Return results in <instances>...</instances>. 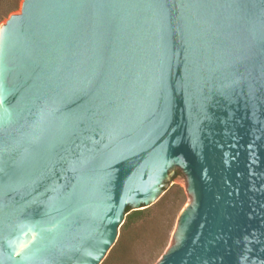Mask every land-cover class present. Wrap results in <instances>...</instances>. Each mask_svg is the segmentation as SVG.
Instances as JSON below:
<instances>
[{
    "label": "water",
    "instance_id": "95a60500",
    "mask_svg": "<svg viewBox=\"0 0 264 264\" xmlns=\"http://www.w3.org/2000/svg\"><path fill=\"white\" fill-rule=\"evenodd\" d=\"M184 182L157 264H264V0H21L0 36V264H101Z\"/></svg>",
    "mask_w": 264,
    "mask_h": 264
},
{
    "label": "trees",
    "instance_id": "16d2710c",
    "mask_svg": "<svg viewBox=\"0 0 264 264\" xmlns=\"http://www.w3.org/2000/svg\"><path fill=\"white\" fill-rule=\"evenodd\" d=\"M20 4L21 0H0V23L17 12ZM172 182L150 207L127 209L118 239L101 264H152L162 255L186 199L184 189Z\"/></svg>",
    "mask_w": 264,
    "mask_h": 264
},
{
    "label": "rangeland",
    "instance_id": "374dc122",
    "mask_svg": "<svg viewBox=\"0 0 264 264\" xmlns=\"http://www.w3.org/2000/svg\"><path fill=\"white\" fill-rule=\"evenodd\" d=\"M19 9L17 10V12L19 11ZM17 12H15V13H17ZM5 20H3L0 23V27L2 26V24L4 23ZM173 184H176V185H179L180 187H182L184 189L185 194H186L185 203H184V205H183V207H182L180 212L190 210L194 206V196H193L192 193L186 192L187 184L184 183V182H174ZM181 236H182V233H181V231L179 229V225H178V222H177V219H176L174 227H173V230H172L170 238H169V242H168L167 247L165 248V250L168 251V250H171V249L175 248L178 245ZM165 250H164V252H165ZM160 257H161V255L159 257L157 256L152 264H157V261L159 260Z\"/></svg>",
    "mask_w": 264,
    "mask_h": 264
},
{
    "label": "bare ground",
    "instance_id": "6f19581e",
    "mask_svg": "<svg viewBox=\"0 0 264 264\" xmlns=\"http://www.w3.org/2000/svg\"><path fill=\"white\" fill-rule=\"evenodd\" d=\"M1 32H2V26L0 27V36H1Z\"/></svg>",
    "mask_w": 264,
    "mask_h": 264
}]
</instances>
